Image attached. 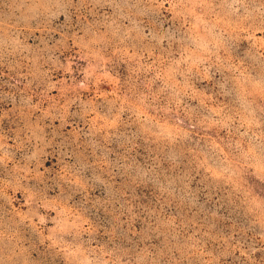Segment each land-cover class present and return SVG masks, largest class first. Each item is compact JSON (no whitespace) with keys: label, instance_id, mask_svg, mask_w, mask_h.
<instances>
[{"label":"rangeland","instance_id":"obj_1","mask_svg":"<svg viewBox=\"0 0 264 264\" xmlns=\"http://www.w3.org/2000/svg\"><path fill=\"white\" fill-rule=\"evenodd\" d=\"M0 264H264V0H0Z\"/></svg>","mask_w":264,"mask_h":264}]
</instances>
